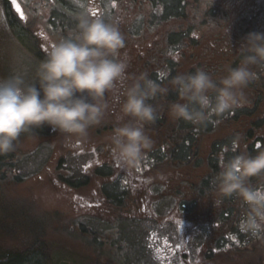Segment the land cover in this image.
<instances>
[{
  "label": "clouds",
  "instance_id": "1",
  "mask_svg": "<svg viewBox=\"0 0 264 264\" xmlns=\"http://www.w3.org/2000/svg\"><path fill=\"white\" fill-rule=\"evenodd\" d=\"M214 0H203L197 17ZM68 37L53 42L46 58L35 70V83L20 76L0 79V155L13 152L22 133L43 126L65 134L68 139L86 140L88 130L106 115L105 99L128 68L124 36L114 23L82 13ZM240 63L226 68L218 80L202 68L180 73L169 81L178 100L168 106L173 119L204 124L211 114L220 115L243 107L248 101L245 89L256 79L253 66L264 67V32L250 31L240 45ZM170 88L142 73L125 91L119 120L111 137L114 155L122 165L135 168L153 141L145 125L158 118L157 106L150 101L166 97ZM240 137L233 140L239 145ZM264 177V150L251 154L240 151L227 159L215 177L221 198L236 196L247 206L240 223L243 232L258 236L264 232V185L253 186L252 178ZM217 205L221 199L215 201Z\"/></svg>",
  "mask_w": 264,
  "mask_h": 264
},
{
  "label": "trees",
  "instance_id": "2",
  "mask_svg": "<svg viewBox=\"0 0 264 264\" xmlns=\"http://www.w3.org/2000/svg\"><path fill=\"white\" fill-rule=\"evenodd\" d=\"M202 2L139 0L132 3L131 10L138 13L132 14L134 19L128 38L131 73H147L149 78L170 88L166 97L150 101L157 106L158 118L154 123L145 125V132L153 141L152 148L148 150L150 155L159 153L161 165L166 163L171 170H178L181 176L187 178L184 186L194 199L182 200L181 206L189 209L198 202L215 208L222 206L226 216H222V222L227 221L230 229L238 231V223L246 215L247 206L240 204L241 200L236 196L221 198L215 189V177L223 163L245 150V146L251 154L264 150V67L253 66L257 75L244 90L248 102L243 107L220 115L211 114L202 125L169 117V104L179 99L169 81L177 74L194 72L197 68L204 69L218 80L226 74L229 65L237 66L244 55L240 49L243 37L250 31L264 32V1L214 0L197 17L195 13L200 11ZM1 4L8 26L22 33L24 27L15 19L8 1L1 0ZM67 24L73 26L69 28L73 32L77 22L69 21ZM144 45L148 46L146 55L142 52ZM177 56L178 61L175 62ZM237 136L240 143L234 145L233 140ZM202 139H206L204 147ZM257 145L260 147L257 148ZM10 156L9 153L0 155V181L12 170L13 160ZM166 166L162 165L169 169ZM184 168L203 170V175L194 181L183 173ZM59 173L58 178L64 177ZM251 184L257 187L264 185V177L252 178ZM217 199H221L219 205L215 203ZM199 206L204 210L205 206ZM27 207L35 210L31 203ZM39 235L41 238L27 234L28 239L23 242L25 245L21 246L22 249L12 248L5 243L0 245V264H45L39 246L43 236ZM238 237L242 248L259 253L261 258L264 232L253 236L240 230ZM263 263L259 261V264Z\"/></svg>",
  "mask_w": 264,
  "mask_h": 264
},
{
  "label": "rangeland",
  "instance_id": "3",
  "mask_svg": "<svg viewBox=\"0 0 264 264\" xmlns=\"http://www.w3.org/2000/svg\"><path fill=\"white\" fill-rule=\"evenodd\" d=\"M50 1L42 0L37 8H42L44 12L56 8L74 18L86 13L92 18L98 7L87 8L85 0ZM103 2L109 4L108 0ZM1 5L0 0V79L15 74L27 83H35L36 66L43 53L36 42L37 33H33L36 28L34 31L32 29V33L26 28L23 30L25 33H20L16 28L12 30ZM37 8L34 7L35 10H38ZM100 11L106 17L110 15L108 7L104 9L102 4ZM68 31L66 29V32ZM174 60L178 61V56ZM39 130L47 132L49 126L22 133L15 150L9 153L13 160L12 173H7L0 181V245L7 244L12 248L22 249L21 246L25 245L23 242L28 239L27 234L37 238H41V234L43 237L39 246L45 264H181L178 258L180 251L196 249L203 243L205 230L202 224L195 226L191 232H181V236L178 235L172 224L171 212L175 213V205L173 209L170 208L174 197L164 196L162 193L158 196L159 202L154 208V212L158 214L157 218H151L152 215L147 213L141 214L135 209L131 216H128L124 209L119 212L114 209L109 212L112 216L108 215L107 210H104L105 214H100L101 211L98 214L99 219L94 209L91 212L95 217L91 220L76 219L78 209L75 206H65V203H62L63 192L50 190L52 182L41 172L48 164L51 154L60 148L59 140L65 134L54 131L52 134L55 135L51 134L50 137L59 138L50 144L43 137L34 135L40 134ZM88 136L95 137L96 129H89ZM201 144L204 147L206 139H202ZM71 149L75 150L74 147ZM69 156L67 160L59 161L58 168L63 173L68 170L73 179H76L83 174L84 162L73 158L72 153ZM159 157V153L153 155L156 165L162 168L164 173H168L166 175H172L173 170L166 166V163L162 165L169 169L162 167ZM164 173L160 174L161 178L165 176ZM183 173L197 181L202 177L203 170L184 168ZM183 178L180 182L187 183L186 178ZM239 202L242 204V201ZM30 203L35 210L27 207ZM200 204L207 205L198 202L193 206L191 210L195 216L203 214L206 208L203 210ZM216 209L223 212L225 210L222 206ZM213 212L214 207H210L209 214L213 215ZM244 213L242 208V214ZM142 215H146V218L141 220L139 217ZM182 258H185L184 254Z\"/></svg>",
  "mask_w": 264,
  "mask_h": 264
},
{
  "label": "flooded vegetation",
  "instance_id": "4",
  "mask_svg": "<svg viewBox=\"0 0 264 264\" xmlns=\"http://www.w3.org/2000/svg\"><path fill=\"white\" fill-rule=\"evenodd\" d=\"M16 1L19 9L14 12L10 7L11 12L18 23L24 27V30L30 29V33H32V29L34 31V28H36L33 33H37V45L43 50H40L41 53L43 52L41 60L46 58L53 42L68 37L72 32L69 28L73 26H69L67 23L69 21L78 22L77 18L69 17L64 11L56 10V8H51L45 12L42 8L38 9L37 6L42 3V0ZM60 1L64 2V0ZM103 1L85 0V5L87 8L98 6L95 9L96 14L92 18L99 17L119 27L125 40V47L120 51L121 55L127 57L128 68L124 78L118 80L113 88L106 93L105 99L108 104L106 115L99 125L90 128L96 129V136H88L86 140L77 137L68 139L66 135L61 136L59 140L60 148L51 154L48 164L41 171L52 182L50 190L63 192L62 201L64 200V202L62 203H65L64 205L67 207L72 208L75 206L78 209L79 214L76 217L78 220H91L94 218L95 214L91 212L94 209L98 218L101 211L100 214H105L104 210H107L109 215L110 210L113 212L114 209L118 212L124 209L127 211L128 216H131L135 209L141 214L147 213L149 216L152 215L151 218H157L158 214L154 212V208L155 204L159 202L158 196L161 193L164 196L170 195L174 197V203L170 208L173 209L175 205L176 209L175 213L171 212L173 215L172 224L177 229L178 235L181 236V232H191L197 223L202 224L205 230L203 243L200 246L186 252H179L178 258L181 264H259V261L264 262V252L259 259V253L242 248L241 240L238 237V231L240 230L234 231L228 227L227 221L222 222L221 218L225 215V211H218V215L216 214L217 211H214L213 215H210V206L205 205L206 208L203 214L195 216L192 213V207L186 209L181 206L182 200L191 201L194 198L184 186L185 183L180 182L184 178L178 170H173L172 175H166L168 173H164L163 169L156 165L148 150L139 164L132 169L123 166L121 161L114 155V145L111 140L113 128L118 123L127 122L126 117L123 121L119 120L121 115L120 106L126 98L125 91L127 87L139 75L131 73L132 57L129 55L131 47L128 46L131 24L134 19L132 14L138 13L131 10V5L139 0H108V5L104 4ZM101 4L104 9L108 7L110 11L108 17L101 13ZM34 7L38 10H35ZM37 12L44 13L42 15L39 13V15ZM66 29L69 31L66 32ZM147 47V45H144L142 50L144 55L147 54ZM53 132L49 127L47 132L39 130L40 134L34 135L43 137L45 141L52 144L51 141L59 138L50 137ZM72 147L75 148L74 151L71 149ZM71 153L74 155L73 158L84 162L83 174L76 179H73L74 177L68 170L63 173L58 168L59 161L67 160L70 158ZM59 172L64 174V177L58 178ZM163 173L165 179H163L164 177L161 178L162 175L160 174ZM132 194L134 195L133 200ZM131 204L134 205L131 206ZM214 209L216 208L214 207ZM110 215L112 216V214ZM139 218L142 220L146 218V215ZM183 254L185 258H182Z\"/></svg>",
  "mask_w": 264,
  "mask_h": 264
},
{
  "label": "water",
  "instance_id": "5",
  "mask_svg": "<svg viewBox=\"0 0 264 264\" xmlns=\"http://www.w3.org/2000/svg\"><path fill=\"white\" fill-rule=\"evenodd\" d=\"M11 2H12V0H11ZM12 7H13L14 9H18L16 3H12Z\"/></svg>",
  "mask_w": 264,
  "mask_h": 264
},
{
  "label": "snow or ice",
  "instance_id": "6",
  "mask_svg": "<svg viewBox=\"0 0 264 264\" xmlns=\"http://www.w3.org/2000/svg\"><path fill=\"white\" fill-rule=\"evenodd\" d=\"M13 3H16V0H13ZM17 7L19 8V5H17ZM260 146L257 145V148H259Z\"/></svg>",
  "mask_w": 264,
  "mask_h": 264
}]
</instances>
